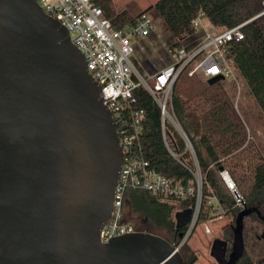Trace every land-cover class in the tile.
Here are the masks:
<instances>
[{
    "label": "water",
    "instance_id": "obj_1",
    "mask_svg": "<svg viewBox=\"0 0 264 264\" xmlns=\"http://www.w3.org/2000/svg\"><path fill=\"white\" fill-rule=\"evenodd\" d=\"M222 78L207 84L214 86ZM102 87L69 31L38 0H0V264H186L177 241L148 231L101 240L119 185L122 151ZM192 210L175 214L176 232ZM241 210L218 264L245 257Z\"/></svg>",
    "mask_w": 264,
    "mask_h": 264
},
{
    "label": "built area",
    "instance_id": "obj_2",
    "mask_svg": "<svg viewBox=\"0 0 264 264\" xmlns=\"http://www.w3.org/2000/svg\"><path fill=\"white\" fill-rule=\"evenodd\" d=\"M38 2L47 15L69 31L71 41L85 58L89 74L102 87L103 104L111 111L119 136L123 161L112 215L101 231L102 242L109 243L114 238L136 232L134 223L126 219L127 195L131 191L147 192L161 202L194 200L190 221L177 243L181 250L203 209L214 205V209L222 210V207L210 186H207L206 193L204 191V174L194 146L174 110V87L183 77L199 76L206 83L214 77H221L219 82L234 84L240 92L244 80L235 64V47L245 39L246 26L264 12L232 28L216 27L201 13L193 23L195 33L192 37L183 41L173 37L171 43H164L163 37L156 33L150 12L140 14L131 26L118 28L104 9L92 0ZM151 36L163 43L154 51L164 48L169 60L167 66L154 67V71L147 70L144 65L150 66L151 62L148 58H141L138 52L145 51L144 42L151 40ZM140 87L159 107L164 144L170 155L191 173L189 182L162 174L148 160L144 148L146 112L139 108L134 95ZM169 125L183 139L184 152L173 151L167 136ZM220 175L234 195L236 205L243 209L245 200L229 172L221 170Z\"/></svg>",
    "mask_w": 264,
    "mask_h": 264
},
{
    "label": "trees",
    "instance_id": "obj_3",
    "mask_svg": "<svg viewBox=\"0 0 264 264\" xmlns=\"http://www.w3.org/2000/svg\"><path fill=\"white\" fill-rule=\"evenodd\" d=\"M92 1L96 6L102 7L106 15L113 19L115 27H129L135 21L136 17L133 18L126 12L113 14V0ZM152 10L163 20L172 36L183 41L194 35L193 23L199 14L203 13L216 27L232 28L263 13L264 0H158L153 7L142 13ZM244 32L245 39L235 47V64L249 89V94L258 107L264 111V15L249 23ZM182 80H189V78L183 77L175 85L173 106L182 127L194 146L200 168L204 174V191L206 193L207 186H210L222 211L231 214L235 220L241 209L236 205L234 195L220 177V171L226 167L221 160L219 144L215 142V131L212 128L238 127V124H235L236 112L228 92L219 93L220 89L228 88L230 91L236 86L227 82H219L214 86H206L202 93H195V95L192 93V96L184 99L179 94V83ZM214 87H217L218 93H210L215 89ZM134 95L138 100L139 108L146 112L144 148L152 167L168 177L189 182L192 179L191 173L170 155L164 144L159 107L151 95L141 87L134 91ZM199 97H201L200 101L196 100ZM225 132H228L227 135L233 133L231 129L222 132V134ZM167 136L173 151L176 153L185 151L183 139L170 125L167 128ZM223 152L229 153L228 151ZM186 157L188 156L186 155ZM251 166L253 177L247 188L243 187L242 182L235 174L232 173V176L237 188L241 189L246 204L259 206L264 211V161L259 159ZM126 204L129 205L133 213L171 233L172 239L167 240L173 242L177 236L175 214L180 210L192 209L194 200L168 203L161 202L147 192L131 191L127 195ZM213 207L214 205L203 209L198 224L211 217L210 211ZM181 231L184 233L186 227ZM179 240L178 237L177 243ZM228 240L231 241L230 238ZM183 257L186 264H194L197 261V257L190 252L184 254ZM239 264L255 263L245 254Z\"/></svg>",
    "mask_w": 264,
    "mask_h": 264
},
{
    "label": "rangeland",
    "instance_id": "obj_4",
    "mask_svg": "<svg viewBox=\"0 0 264 264\" xmlns=\"http://www.w3.org/2000/svg\"><path fill=\"white\" fill-rule=\"evenodd\" d=\"M157 1L113 0L112 13L116 15L126 12L134 18L153 7ZM150 14L155 21L156 33L163 37L164 43H171L173 36L168 31L163 20L154 10L150 11ZM150 38L152 39L149 41L153 45L151 46L149 41L145 40V51L139 50L138 52L141 58H148L150 60V66L148 64L144 65L147 70L154 71L156 67L161 69L167 66L169 60L164 48L159 49L158 52L154 51L155 48H158L159 45L162 46L163 43L161 44L158 40L156 41L155 36H151ZM146 43L151 47H147ZM206 86L208 84L199 76L189 80H182L179 83V94L182 95V98L187 99L188 96L193 95L192 93L194 95L195 93H202ZM214 88L210 93H218L217 87ZM224 91L228 92L231 103L234 105L236 112L235 124H238V127L225 128V126H221L213 127L212 130L215 131V142L219 144L218 150L221 153V160L226 167L224 170L229 172L233 180L232 173L235 174L239 181L242 182L243 187L247 188L252 182L253 177L251 165L259 159L264 161V111L258 107L253 97L249 94V89L245 83H243L240 92L238 88H233L230 91L228 88H224L220 89L219 93ZM200 98L196 100L200 101ZM230 129L233 133L227 135L228 132H225L222 134V132L226 130L230 131ZM223 151H228L229 153L225 154ZM238 191L243 195L240 188ZM210 216V218L202 223L198 224L197 222L193 233L180 250L183 255L187 252L194 254L197 257V261L194 264H218L211 256L213 242L216 239H225L229 226L235 224L234 217L231 214H226L221 209L216 210L213 208L210 211ZM126 219L136 224L140 231H148L166 239H172L171 233L165 229L156 227L150 221L133 213L128 204H126ZM263 233L264 225L257 219H247L245 221L246 256L255 264H264Z\"/></svg>",
    "mask_w": 264,
    "mask_h": 264
},
{
    "label": "flooded vegetation",
    "instance_id": "obj_5",
    "mask_svg": "<svg viewBox=\"0 0 264 264\" xmlns=\"http://www.w3.org/2000/svg\"><path fill=\"white\" fill-rule=\"evenodd\" d=\"M246 207H258V208L260 209L262 215L264 216V212H263V210H262L259 206H248V205L246 204V202H245V205H244L243 209L246 208ZM243 209H241V210H243ZM241 210H240V211H241ZM235 219H236V218H235ZM247 219H257L259 222H261V223L264 225V221H261L260 218H259L256 214H252V215L246 217V218H245V221H246ZM234 221H235V220H234ZM234 223H235V222H234ZM134 225H135V230H136V232H141V231L137 228L136 224H134ZM233 226H234V224H232V225L229 226L228 233L226 234L225 239H224V240H226V241L229 243L228 254H229L230 251H231V245H232V243H230V242H231V241L233 242V237H234ZM231 237H232V240L229 241L228 238L231 239ZM177 238H178V236H175V238H174L173 241H175V240L177 241ZM244 238H245V229H244ZM262 238H264V233H263V235H262Z\"/></svg>",
    "mask_w": 264,
    "mask_h": 264
}]
</instances>
